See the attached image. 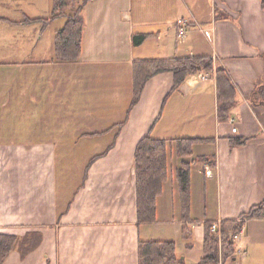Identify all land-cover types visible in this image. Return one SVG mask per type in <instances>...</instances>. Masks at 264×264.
Here are the masks:
<instances>
[{"label": "crops", "instance_id": "crops-1", "mask_svg": "<svg viewBox=\"0 0 264 264\" xmlns=\"http://www.w3.org/2000/svg\"><path fill=\"white\" fill-rule=\"evenodd\" d=\"M29 5L40 14L25 17L52 15L53 0ZM81 16L75 62L55 60L64 23L55 24L65 18L45 29L0 25V69L20 65L0 72V233L19 239L5 264H140V243L150 241L174 242L179 259L198 264L207 226L221 221L243 223L235 256L223 264H264V219L241 220L264 201V106L251 102L264 83L261 0H92ZM178 20L186 22L183 37ZM139 34L148 37L135 46ZM10 47L21 48V58L6 57ZM201 56L235 86L228 121L218 118L215 73L192 76L176 91L174 75L159 74L131 109L135 61ZM148 134L207 139L196 144L214 146L201 155L213 173L200 197L191 188L184 210L177 178L184 161L172 167L169 159L156 220L141 222L135 151ZM239 138L245 143L233 145ZM29 239L35 248L23 253Z\"/></svg>", "mask_w": 264, "mask_h": 264}, {"label": "trees", "instance_id": "trees-1", "mask_svg": "<svg viewBox=\"0 0 264 264\" xmlns=\"http://www.w3.org/2000/svg\"><path fill=\"white\" fill-rule=\"evenodd\" d=\"M90 1L92 0H53L50 18L32 19L26 17L18 24H39L42 29H45L52 21L65 18L64 27L57 31L55 37V60L57 62H75L80 58L83 48L85 23L81 14ZM261 2L264 9V0H261ZM147 37L146 34L135 35L133 38L134 45L143 44ZM167 72L174 75V91L178 90L192 76L215 73L218 87V118L220 121L230 119L232 108L236 102L237 91L227 72L223 68H215L213 59L206 56L135 61L133 64L134 95L131 109L139 102L147 82L153 77ZM251 102L255 106H264V83L256 88ZM201 141H207V139L183 138L166 141L154 139L148 134L138 143L135 151V169L137 174L138 215L141 222H154L156 220L157 200L162 194L163 186L168 179L169 144L174 142L179 157H185L192 153L193 145ZM231 142L233 145L245 143L243 138L231 139ZM198 159L205 163L210 162V158L206 156L198 157ZM93 162L94 159L86 169L85 178ZM177 178L183 208L188 210L191 195V163L186 161L182 163L177 170ZM263 211L264 201L254 206L250 212L245 213L241 220L259 218ZM242 229V222L233 221L222 224L224 259L235 256V241L232 236H238ZM18 242L19 239L15 235L0 233V264L5 263L9 255L15 250ZM33 248H35V243H31L30 239L24 241L25 250L23 253H28ZM203 249L204 256L198 264L219 263L218 241L210 232L209 225L207 226ZM139 255L140 264H185L183 260L177 257L176 244L171 241L141 242Z\"/></svg>", "mask_w": 264, "mask_h": 264}, {"label": "rangeland", "instance_id": "rangeland-1", "mask_svg": "<svg viewBox=\"0 0 264 264\" xmlns=\"http://www.w3.org/2000/svg\"><path fill=\"white\" fill-rule=\"evenodd\" d=\"M27 1L29 3V0H0V25L3 24V25H7L8 27H11V25H13V23H18L20 21L15 22V21H11V20L5 19V18H14L15 20L16 19H18V20L23 19L24 20L26 18L25 15H27L26 12H29L33 16H36V14H40L39 13L40 12L39 5H33V6L29 5L28 6ZM61 23L65 24V20H63V19L58 20L55 25L59 26ZM64 24L62 26H60V28H62L64 26ZM12 33L13 32H10L6 35L12 36ZM2 37H3V35H2V33H0V38H2ZM11 38H12V40H14L13 36ZM18 50H21V48L18 49V47H15L14 49H11V47H10L8 49L6 57L21 58L22 54H19ZM10 54L13 56L11 57ZM3 55H5V54H3ZM2 66H5V65H2ZM7 66L10 67L8 71H3L0 69V72L20 71V68H18V66H20V65H15V66L7 65ZM212 153H214V146L211 143L210 144H207V143H205V144H194L193 148H192V153L188 156H185L184 158L177 156L175 145H173L172 148L169 147L168 154H169V159H170L172 167L174 166L173 164H175V163H176V165L177 164L179 165L182 160L191 163V188L193 190V196L194 197L196 196V198L198 196L200 197V194L203 191L204 181L206 179L205 162L202 160H199L198 157L203 155V154L211 156ZM198 205H199V203H198ZM209 205H210V208L213 205L211 200H210ZM218 248H219V245H218ZM219 255H220V252L218 251V257L220 258ZM223 260H224V256L222 257V259H220L221 264L224 263Z\"/></svg>", "mask_w": 264, "mask_h": 264}, {"label": "built area", "instance_id": "built-area-1", "mask_svg": "<svg viewBox=\"0 0 264 264\" xmlns=\"http://www.w3.org/2000/svg\"><path fill=\"white\" fill-rule=\"evenodd\" d=\"M178 32L179 36L183 37L186 33L187 27L186 22L184 20H178L177 22ZM203 79H206L205 76H203ZM237 132V129H233V133L235 134ZM213 173V167L210 164L205 165V174L206 177L211 178ZM260 219H264V211L259 217ZM210 232L216 237L219 245V252H220V259L223 257V232H222V221L221 222H213L210 225ZM239 236H232V239L236 241Z\"/></svg>", "mask_w": 264, "mask_h": 264}]
</instances>
